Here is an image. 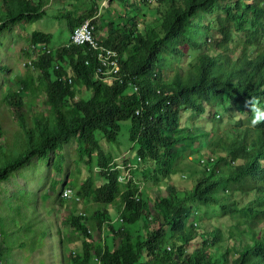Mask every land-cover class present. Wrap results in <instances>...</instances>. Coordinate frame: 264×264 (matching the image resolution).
Returning <instances> with one entry per match:
<instances>
[{
    "label": "trees",
    "instance_id": "16d2710c",
    "mask_svg": "<svg viewBox=\"0 0 264 264\" xmlns=\"http://www.w3.org/2000/svg\"><path fill=\"white\" fill-rule=\"evenodd\" d=\"M2 1L0 39L20 22L41 20L46 14L44 1L49 0ZM103 1L84 0V4H90L84 18H72L66 10V17H71V38L65 46L51 47L53 34L33 32V51L26 55L31 60L26 63L43 73L35 92L47 89L49 114L41 116L32 126L27 123L22 126L24 135L17 130L5 136L0 122V139H7L6 146L0 142V183L8 182L12 174L36 157L47 159L59 146L79 138L83 148L80 151L89 159L98 154L97 166L102 169L104 184L89 192L83 187L75 195L79 202L90 193L94 195L100 206L92 225L100 233L106 227L110 235L103 244L93 241L88 228L90 220L75 215L74 208L67 223L83 237V251L69 254L72 264H99L97 258L101 264H180L176 257L182 256L197 237H200L199 245L181 264H228L231 251L229 264H264V235L257 238L254 231L264 224V204H261L264 202V117L246 127L242 120L240 124L230 122L229 129L221 133L216 127L202 132L197 131L198 126L182 124L186 113L192 119L198 116L222 119L220 111L229 100H234L241 111L248 95L264 100V0H152L151 3L158 5L156 16L161 23L141 32L136 20L126 16L122 31L102 42L120 57L119 73L114 80L106 82L101 81L97 71L108 68L100 62L97 53L88 46L72 43L76 28L95 18ZM112 1L123 7L135 6L133 0ZM142 3L148 5L147 0ZM208 17L213 21H208ZM213 35L218 37L217 42L207 46ZM201 49L203 52L195 57L190 70L171 68V80L165 81L163 71L169 67L165 57L182 59L188 52ZM20 82V92L34 90V75ZM133 84L139 91H131ZM81 89L86 90L85 98L77 99ZM21 95L15 92L7 98L16 111H20ZM123 122H129L128 140L135 142L134 151L147 161L153 179L165 185L167 196L154 202L152 213L146 209L149 201L146 192L142 191L138 199V185L132 181L127 185L119 183L120 171L111 170V160L104 155L102 139L119 143ZM14 134L24 137L26 152L8 161L10 151L17 149L10 140ZM206 150L208 154L203 153ZM220 150L227 154H213ZM190 156H194L192 161L188 160ZM59 162L57 167L61 169ZM179 168L193 172L191 176L196 179L193 189L185 191L184 196L174 183L168 182ZM239 179L243 184L233 186ZM59 184L52 181L51 188ZM222 187L226 190L219 196ZM252 191L257 196L241 207L236 196L239 193L248 196ZM61 195L58 199L61 205L78 203ZM117 198L121 201L122 218L115 227L111 209ZM198 206L206 208L202 216H196ZM16 207L20 210V205ZM215 207L230 219L233 217L229 214L244 216L240 226H233L237 231L235 236L227 241L219 227L212 232L196 230L207 210ZM145 219L150 228H139L135 236L131 230ZM122 223L125 228L120 227ZM5 227V219L0 218L2 237ZM173 233L176 238L168 250V236ZM246 234L251 241L244 245L242 236ZM4 238L0 239V264L9 254ZM233 238H238L239 246Z\"/></svg>",
    "mask_w": 264,
    "mask_h": 264
},
{
    "label": "rangeland",
    "instance_id": "374dc122",
    "mask_svg": "<svg viewBox=\"0 0 264 264\" xmlns=\"http://www.w3.org/2000/svg\"><path fill=\"white\" fill-rule=\"evenodd\" d=\"M151 1L147 0L148 5H146L142 3V0H133L134 7L127 5L123 7L120 3L113 4L112 0L103 1L97 16L93 19L97 26V37L99 40L104 43L109 36L117 31H122L127 17H129V20H136L141 32L147 27L156 26L161 23L156 16L158 5L151 3ZM84 3V0L44 1L46 14L41 20L36 22H20L10 31L5 32L0 39V122L5 128V136L15 131L17 132V130L24 135L22 126L25 127L26 123L32 126L37 120L41 119V116L49 114L47 89L43 88L42 91L35 92L42 78H44L43 73L35 66H27L26 63L31 60V57L28 58L29 56L26 55L29 50L33 51V32L42 31L51 35L53 34L51 47L60 48L67 45L71 38L69 28L71 17H66V10L71 12L72 18L79 19L85 16L90 8H88L90 4L86 5ZM2 5L3 1L0 0V8ZM210 19L213 21L212 17H208V21ZM216 40H218V37L213 35L206 45L212 46V44L217 42ZM202 52L203 49L188 52L182 59L165 57V62L169 65L163 71L165 81L171 80V68L179 67L183 71L190 70L194 65L195 57ZM31 56L34 57V54H31ZM68 70L70 72V69ZM31 74L34 75V90L31 89L32 92H20V80H25ZM15 92L22 93L21 102L19 103L20 111H16L14 107L9 105V101H7L8 97L15 95ZM85 94L86 90L81 89L80 94H77V99L85 98ZM220 112L222 119L217 121L207 117L201 118L200 116L192 119L191 114L186 113L182 116L184 118L182 124L186 123L191 126H198L200 129L197 131H202V129L211 131L212 127H216L218 128V133L229 129V123L237 118L243 119L244 125L255 124L252 123L253 117L241 114V110L234 105L232 100H229L226 107L222 108ZM128 124L129 122L121 124L122 132L119 143L113 144L102 139L104 155L107 159L111 160L109 167L115 166L113 163H117L120 171H124V165L135 159L137 155L133 149L135 142L130 143L128 140L129 129L127 127L130 126ZM197 131H193V134H197ZM10 140L12 144L15 143L17 149H13L12 152L10 151L8 161L26 152L24 137L14 134L10 137ZM0 142L6 146L7 139L4 141L0 139ZM62 146L51 152L47 159L36 157L29 164L12 174L8 182L0 183V218L5 219L6 223L3 234L5 238L1 236L0 239L4 238L7 247H9V254L4 256L1 264H72L69 260V254L71 252L80 254L83 251V237L78 235L77 231L67 223L74 208L76 211L75 215L78 217L81 215L90 220L88 228L89 232L93 235V241L102 242L103 244L105 243V239L109 238L110 232L106 227L100 233L92 225L96 210L100 206L92 193L89 194L88 198L83 199L77 204L67 203V205H61V201L58 200L64 186L73 188L75 192L85 187L87 192H89L104 184V178L101 177L100 173L102 169L97 166L98 154H93L89 159V156L84 154V151H80L83 148L79 138H74ZM203 153L208 154L209 151L206 150ZM216 153L217 155H223L226 151L213 152L214 155ZM192 158L194 156H190L188 160L192 161ZM59 160L61 169L57 167ZM146 163L147 161L143 160L141 168L134 172L133 179L137 182H145L144 192H146L149 199L146 209L147 212L152 213L154 204L160 198L167 196V193L165 185L153 179L151 169ZM180 169L176 170L172 177H169L168 182L174 183L180 189L181 195L184 196L185 191L193 189L196 179L191 176L193 172L189 173L185 169ZM139 171L141 173L136 176ZM129 172V170H126L124 174H121L120 180H123L125 176H131ZM52 181H58L60 184L55 189L51 188ZM247 183L248 187L253 189L251 183ZM240 184H243V180L239 179L233 186ZM225 190L226 187H222L218 195L221 196ZM255 196H257L255 191L250 192L248 196L239 193L236 199L241 207H245ZM116 202L111 209V221H113L115 227H118L122 218L120 211L122 205L118 198ZM261 204H264V202ZM17 205H20V210L17 209ZM205 210L206 208L198 206L196 216H202L201 213ZM229 215L233 219H230L218 207L209 208L196 230L198 231L201 228L207 232H212L215 227H219L223 237L227 241L230 236H235L237 232L234 229L235 224L240 226L242 222L241 218L244 217L242 215ZM150 221H153L152 218ZM124 224L122 223L120 227L125 228L126 225ZM147 227L148 223L145 219L140 221L131 231L136 236L139 228H150V226L149 228ZM254 231L257 238L262 237L264 235V224L258 225ZM174 236V233L168 236L167 241L169 244L167 245V249L175 241L176 237ZM233 241L235 245L239 246L238 238H233ZM250 241L251 239L247 234L242 236V244H249ZM119 242L120 239L116 243L119 244ZM199 243L200 237H197L187 247V250L183 252L182 256L176 257L178 262L181 264L186 260L188 255H192L191 253ZM228 245L229 242L227 243ZM231 259L232 251L228 255L229 263Z\"/></svg>",
    "mask_w": 264,
    "mask_h": 264
},
{
    "label": "clouds",
    "instance_id": "9594fccd",
    "mask_svg": "<svg viewBox=\"0 0 264 264\" xmlns=\"http://www.w3.org/2000/svg\"><path fill=\"white\" fill-rule=\"evenodd\" d=\"M87 21H92L93 24L95 25V27H96L95 36H96L97 40L99 41L100 45L103 46L102 45V42L97 37V26H96L94 20L93 19H90V20H87ZM87 21H85L83 24H85ZM82 25H80L79 27H81ZM79 27H77V28H79ZM263 45H264V40H263ZM81 46H83V45H81ZM103 47H106V46H103ZM90 51H93V50H91V48H90ZM93 52H95V51H93ZM95 53H97V52H95ZM97 56H98V53H97ZM116 60H117V63L119 65L120 64V57L117 56V59ZM175 68H179V67H175ZM112 80H109L106 77H102L101 78V81H105V82L106 81H112ZM130 89H131L132 92L139 91V89L137 88V86L135 84H133L132 86H130ZM232 102L236 106L234 100H232ZM243 103H244V107L245 108H244V110L241 111V114L248 115V117H253L252 123H257L259 120H261L264 117V100H262L260 97L255 96L254 94L248 95V96H246L244 98ZM137 114H139V111L137 112ZM240 120L243 121V119L237 118L236 120H233L231 123L240 124ZM237 121H239V122H237ZM242 125L244 127H246V126H252L253 124L252 125H244V121H243V124ZM143 160L144 159H142L140 156L136 155L135 156V159H133L131 162H129V163H127V164L124 165V167H125V170L124 171H120L118 169L119 165L117 163H115V166H113L114 168L113 167L111 168V170H119L120 171V174L118 175V181H119V183H121L123 185H127V184H129L132 181L131 183L138 185V188L140 190L138 192V195H137V198L138 199L140 198V193L145 190V188H144L145 187V183L143 184L142 182L134 181L133 176H134V172L137 171V170H139L141 168V165L143 163ZM202 162H203V160H202ZM126 170H129L130 171L131 178L128 181H126V180H120V175L121 174H124L126 172ZM66 190H71L72 191L73 197L71 199H69L66 196H64V192ZM61 194H62L61 195L62 197H64L67 200H70V201L73 200V199L76 200V198H78V197H76L75 191L73 190V188H71L69 186H64L62 188ZM79 201H80V198H79ZM79 201H77V202H79ZM170 249L171 248L169 246L168 247V250H170ZM96 260H97V262L99 264H101L99 258H97Z\"/></svg>",
    "mask_w": 264,
    "mask_h": 264
},
{
    "label": "built area",
    "instance_id": "2783aa9c",
    "mask_svg": "<svg viewBox=\"0 0 264 264\" xmlns=\"http://www.w3.org/2000/svg\"><path fill=\"white\" fill-rule=\"evenodd\" d=\"M96 27L92 21H87L81 27L77 28L72 35V43L78 46L84 45L89 46L91 50L98 53V58L105 67L108 68L107 71H103L102 67L98 69V75L106 77L109 80H114L119 73V65L117 63L118 54L110 50L109 48L100 45L99 41L95 36ZM130 174V172H129ZM131 176H125L123 180L128 181ZM64 196L71 199L73 197L71 190H66ZM79 201V198H76ZM2 234L0 233V237Z\"/></svg>",
    "mask_w": 264,
    "mask_h": 264
}]
</instances>
